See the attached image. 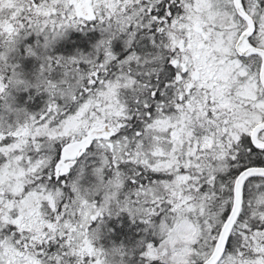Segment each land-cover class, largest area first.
<instances>
[{
    "label": "snow or ice",
    "instance_id": "1",
    "mask_svg": "<svg viewBox=\"0 0 264 264\" xmlns=\"http://www.w3.org/2000/svg\"><path fill=\"white\" fill-rule=\"evenodd\" d=\"M0 264H264V0H0Z\"/></svg>",
    "mask_w": 264,
    "mask_h": 264
}]
</instances>
